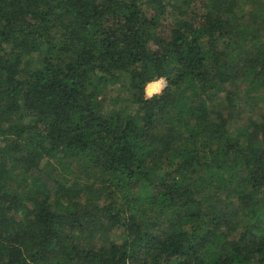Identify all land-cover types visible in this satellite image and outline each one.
Segmentation results:
<instances>
[{"label": "trees", "instance_id": "16d2710c", "mask_svg": "<svg viewBox=\"0 0 264 264\" xmlns=\"http://www.w3.org/2000/svg\"><path fill=\"white\" fill-rule=\"evenodd\" d=\"M0 264H264V0H0Z\"/></svg>", "mask_w": 264, "mask_h": 264}, {"label": "rangeland", "instance_id": "374dc122", "mask_svg": "<svg viewBox=\"0 0 264 264\" xmlns=\"http://www.w3.org/2000/svg\"><path fill=\"white\" fill-rule=\"evenodd\" d=\"M158 80H161V78L160 79H158ZM156 81V80H155ZM153 82L154 81H152L151 83H149L148 85H146V92H145V94H146V96H148V92L152 89V88H155V86L153 85ZM164 85H166V81H165V79H163V84H162V86H161V90L165 87ZM160 92V91H159ZM158 92V93H159ZM154 93H156V92H153V94Z\"/></svg>", "mask_w": 264, "mask_h": 264}, {"label": "clouds", "instance_id": "9594fccd", "mask_svg": "<svg viewBox=\"0 0 264 264\" xmlns=\"http://www.w3.org/2000/svg\"><path fill=\"white\" fill-rule=\"evenodd\" d=\"M157 85H162L163 84V78H161L160 81L156 82ZM159 91H161V87L158 86V87H155V88H152L149 92H148V96L149 98L151 97V95L153 94V92H156L158 93Z\"/></svg>", "mask_w": 264, "mask_h": 264}, {"label": "water", "instance_id": "95a60500", "mask_svg": "<svg viewBox=\"0 0 264 264\" xmlns=\"http://www.w3.org/2000/svg\"><path fill=\"white\" fill-rule=\"evenodd\" d=\"M164 79V78H163ZM165 86V85H164Z\"/></svg>", "mask_w": 264, "mask_h": 264}]
</instances>
